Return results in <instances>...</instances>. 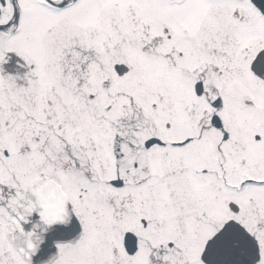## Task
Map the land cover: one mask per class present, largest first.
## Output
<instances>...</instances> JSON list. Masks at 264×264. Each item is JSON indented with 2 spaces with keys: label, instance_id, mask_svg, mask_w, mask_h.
Segmentation results:
<instances>
[{
  "label": "snow or ice",
  "instance_id": "6c2138e0",
  "mask_svg": "<svg viewBox=\"0 0 264 264\" xmlns=\"http://www.w3.org/2000/svg\"><path fill=\"white\" fill-rule=\"evenodd\" d=\"M0 264H264V0H0Z\"/></svg>",
  "mask_w": 264,
  "mask_h": 264
}]
</instances>
